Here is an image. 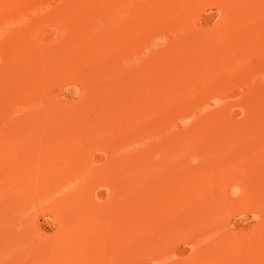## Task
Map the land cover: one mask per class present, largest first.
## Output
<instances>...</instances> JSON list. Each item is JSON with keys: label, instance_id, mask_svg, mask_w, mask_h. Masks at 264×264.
Instances as JSON below:
<instances>
[{"label": "rangeland", "instance_id": "374dc122", "mask_svg": "<svg viewBox=\"0 0 264 264\" xmlns=\"http://www.w3.org/2000/svg\"><path fill=\"white\" fill-rule=\"evenodd\" d=\"M260 109L264 0H0V264H264Z\"/></svg>", "mask_w": 264, "mask_h": 264}, {"label": "bare ground", "instance_id": "6f19581e", "mask_svg": "<svg viewBox=\"0 0 264 264\" xmlns=\"http://www.w3.org/2000/svg\"><path fill=\"white\" fill-rule=\"evenodd\" d=\"M234 2H235V1H234ZM229 6H230V5H229ZM96 8H97V7H96ZM96 11H97V10H96ZM229 13H231V12H229ZM233 17H234V16H233ZM235 19H236V18H235ZM228 26H229V25H228ZM80 31H81V30H80ZM210 32H211V31H210ZM213 36H214V35H213ZM218 38H219V36H218ZM150 41H151V40H150ZM150 41H149V42H150ZM150 43H151V45L153 46V44H152L153 42H150ZM146 44H147V43H145V47H146ZM143 45H144V44H143ZM151 45L149 44V46H151ZM149 46H148V48H150ZM138 48H139V47H138ZM158 48H159V47H158ZM135 49H136V48H135ZM131 50H132V48H131ZM139 50H140V49H139ZM126 51H127V50H126ZM135 51L139 52L138 50H135ZM135 51H133V53H134ZM152 51H153V50H152ZM128 52H129V51H128ZM135 53H136V52H135ZM139 53H141V52H139ZM139 53H137V57H138V56L140 57ZM141 54H142V53H141ZM128 55H129V54L127 53V57H128ZM132 55H133V54H132ZM132 55H131V56H132ZM134 55H135V54H134ZM127 57H126V58H127ZM132 57H133V56H132ZM128 58H130V57H128ZM133 58H134V57H133ZM133 58H131V60H132ZM165 58H166V57H165ZM138 60H139V59H138ZM138 60H137V61H138ZM159 61H160V60H159ZM170 61H172V60H170ZM125 63H128V62H125ZM132 64H133V63H132ZM122 66H123V65H122ZM110 72H111V71H110ZM124 76H125V75H124ZM114 82H115V81H114ZM261 108H262V107H261ZM263 110H264V109H263ZM259 111H262V109H260ZM263 113H264V112L262 111V114H261V115H263ZM215 119H216V118H215ZM253 119H254V118H253ZM260 119H261V118H260ZM260 119H259V120H260ZM254 122H255V121H254ZM191 123H192V122H191ZM195 123H196V122H195ZM250 123H251V122H250ZM260 123L264 124V118H263V116H262V119H261ZM131 143H132V142H131ZM132 144H133V143H132ZM131 147H132V146H131ZM157 148H159V147H156V149H157ZM148 149H149V148H148ZM140 150H141V149H140ZM158 150H159V149H158ZM158 150H157V151H158ZM152 151H153V150H152ZM141 152H142V151H141ZM205 152H206V151H205ZM143 153H144V152H142V154H143ZM145 153H147V152H145ZM148 153H149V152H148ZM140 154H141V153H140ZM142 154H141V155H142ZM204 154H205V153H204ZM134 155H135V154H134ZM145 155H146V154H145ZM153 155H154V154H153ZM156 155L160 156L159 154H157V152H156V154H155L154 156H156ZM137 156H138V155H137ZM158 156H157V157H158ZM162 157H163V156H162ZM132 158H133V157H132ZM139 158H140V157H139ZM152 158H153V157H151V160H152ZM136 159H137V158H136ZM154 159H155V158H154ZM142 160H143V159H142ZM129 161H130V160H129ZM136 162H138V161H136ZM148 162H149V161H148ZM154 162H155V161H154ZM166 162H169V160L166 161ZM166 162H164V163H166ZM133 163H134V162H133ZM144 163H145V162H142V161L138 162V163L136 164V167H135V169L133 170L132 174H134V175H136V174H140L144 169H147V166L145 167V166H144ZM152 163H153V162H152ZM159 163H161V162H159V160H158V161H157V165H159ZM147 165H148V164H147ZM153 165H154V164H153ZM155 165H156V164H155ZM162 165H163V164H162ZM130 166H131V164H130ZM150 167H151V164H150ZM151 168H152V167H151ZM146 172H147V171H146ZM148 173H149V172H148ZM142 174H144V173H142ZM142 174H141V175H142ZM137 177H138V176H137ZM139 178H140V176H139L137 179L139 180ZM130 180H131V177H130ZM130 180H129V181H130ZM132 180H133V179H132ZM138 180H137V181H138ZM129 181H128V182H129ZM135 181H136V179H135ZM132 183H134V180H133ZM129 185L131 186V182H129Z\"/></svg>", "mask_w": 264, "mask_h": 264}, {"label": "clouds", "instance_id": "9594fccd", "mask_svg": "<svg viewBox=\"0 0 264 264\" xmlns=\"http://www.w3.org/2000/svg\"><path fill=\"white\" fill-rule=\"evenodd\" d=\"M253 219L256 220V221H259L260 217H259V215L257 214V215H254V216H253Z\"/></svg>", "mask_w": 264, "mask_h": 264}]
</instances>
